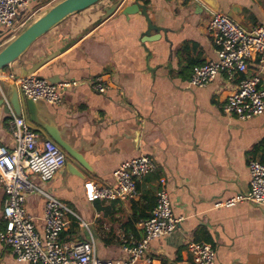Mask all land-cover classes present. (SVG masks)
I'll return each instance as SVG.
<instances>
[{
	"label": "crops",
	"instance_id": "1",
	"mask_svg": "<svg viewBox=\"0 0 264 264\" xmlns=\"http://www.w3.org/2000/svg\"><path fill=\"white\" fill-rule=\"evenodd\" d=\"M27 1L18 11L16 27L59 0ZM138 1L146 6L153 23L165 28L159 38L142 41L143 16L121 12L133 0L123 1L102 20L100 7L91 6L39 37L21 58L0 72V82L16 85L15 78L29 74L53 84L76 82L58 104L36 100L34 116L39 128L44 124L55 127L61 138L82 154L89 168L81 169L83 177H79L64 165L47 183L42 184L36 176L31 177L32 182L92 225L93 230L89 229L95 249L96 240L102 247L101 255L106 252L104 245L117 251V256L109 258H118L122 256V239H136L124 226L133 213L132 203L90 202L84 183H113L112 172L117 166L147 155L155 161L156 169L137 183L134 209L142 211L154 205L156 191L165 189L172 213L179 219L171 234L149 242L150 264H161V259L167 264H192L186 249L191 241L212 244L215 264H264V206L248 202L218 205L248 191L247 162L264 158V114L246 120L223 114L220 106L236 83L226 80L224 74L202 87L188 83L194 66L216 58L207 31L211 13H225L250 28L264 23V0H210L216 8L203 0ZM17 30L0 26V49ZM97 76L108 85L102 93L92 87ZM262 79L264 85V72ZM11 112L5 114L0 109V144L8 148L14 147L8 129ZM42 128L33 130L37 137L52 140ZM3 198L0 189V216ZM44 204L41 193L26 197V212L39 228ZM66 220L62 241L89 238L72 214H67ZM136 228L142 237L139 222ZM0 264L21 263L0 244Z\"/></svg>",
	"mask_w": 264,
	"mask_h": 264
},
{
	"label": "built area",
	"instance_id": "2",
	"mask_svg": "<svg viewBox=\"0 0 264 264\" xmlns=\"http://www.w3.org/2000/svg\"><path fill=\"white\" fill-rule=\"evenodd\" d=\"M181 3L192 0H170ZM27 0H0V26L16 30L15 20ZM18 31V30H17ZM16 31V32H17ZM207 31L216 47V58L193 67L189 85L202 87L224 74L226 80L235 81L234 91L220 106L225 115L246 120L264 114V23L244 28L227 14L212 12ZM14 32V33H16ZM11 78L14 79L13 75ZM22 94L47 103L61 102L66 90L76 82L53 84L45 78L29 74L15 78ZM92 87L104 92L108 85L100 76L93 78ZM8 129L14 138V147L0 144V189L4 193L0 216V244L6 246L21 264H150L147 254L149 242L159 236L171 234L179 223L172 213L171 202L165 189L155 193V204L149 218L139 222L142 237H125L121 245L122 256L102 258L97 255L95 239L88 224L80 220L62 200L35 186L31 177L44 184L50 181L65 164V154L50 139H39L25 119L11 112ZM249 189L247 192L218 204L232 206L248 202L264 206V162L250 158L247 162ZM156 169L155 161L147 155L125 160L113 172V183L96 185L84 183L88 201H130L137 193V183ZM38 192L45 197L42 226L39 228L25 208L28 194ZM72 214L88 232L87 240L62 241L67 214ZM187 252L192 264H215L212 244L191 241Z\"/></svg>",
	"mask_w": 264,
	"mask_h": 264
},
{
	"label": "water",
	"instance_id": "3",
	"mask_svg": "<svg viewBox=\"0 0 264 264\" xmlns=\"http://www.w3.org/2000/svg\"><path fill=\"white\" fill-rule=\"evenodd\" d=\"M123 1L125 0H59L55 2L25 23L12 35L10 41L0 49V72L21 58L39 37L61 23L68 16L91 6H98L102 11V15L100 16V20H102L113 13L118 7H121ZM203 1L212 8H216L210 0ZM121 12L125 15L135 12L143 16L146 28L141 34L142 41L155 40L159 38L160 31L165 32V28L153 23L146 11V6L138 0H133ZM45 61L46 59L41 60L34 70ZM0 109L5 114L12 111L16 116L22 115L26 124L32 130L43 127L42 130L47 136L64 152L66 157L64 165L67 170L76 176L83 177L81 169H88L89 167L82 154L66 143L55 127L48 126L47 124H44L41 128L38 127L36 124L38 122L34 116L37 112L36 100L24 96L18 85L0 82Z\"/></svg>",
	"mask_w": 264,
	"mask_h": 264
},
{
	"label": "trees",
	"instance_id": "4",
	"mask_svg": "<svg viewBox=\"0 0 264 264\" xmlns=\"http://www.w3.org/2000/svg\"><path fill=\"white\" fill-rule=\"evenodd\" d=\"M264 143V142H263ZM259 150H260V148H259ZM258 152V147L255 149V151H254V154H256ZM259 161H262V162H264V158H260V159H258ZM131 201V203H132V207H133V213L130 215V216H128V220H127V222H125V227L126 228H128L129 229V231H131L135 236H136V239H139L140 238V236H139V234H140V230H138L137 228H136V224L138 223V222H140V221H142V220H145V219H147V218H149V216H150V211L152 210V208H153V206L154 205H151V206H148L145 210H142V211H136L135 209H134V206L136 205V202L134 201V199H132V200H130ZM133 235V236H134ZM108 243L109 242H107L106 240H105V245H108ZM161 264H167V261L165 260V259H161Z\"/></svg>",
	"mask_w": 264,
	"mask_h": 264
},
{
	"label": "rangeland",
	"instance_id": "5",
	"mask_svg": "<svg viewBox=\"0 0 264 264\" xmlns=\"http://www.w3.org/2000/svg\"><path fill=\"white\" fill-rule=\"evenodd\" d=\"M33 17H34V16H32L30 19H32ZM30 19H29V20H30ZM29 20H28V21H29ZM28 21H27V22H28ZM78 216H79V215H78ZM79 217H80V216H79ZM88 226H89V228H90L91 230H93L91 224L88 223ZM102 246H103L104 249H106V252H105L104 255H101V249H102V247L100 246V244H99V243L97 242V240H96V251H97V255H98V256H102V257H106V258L117 256V255H115V253L117 252L115 249L110 250V248H105L106 246H104V245H102Z\"/></svg>",
	"mask_w": 264,
	"mask_h": 264
}]
</instances>
